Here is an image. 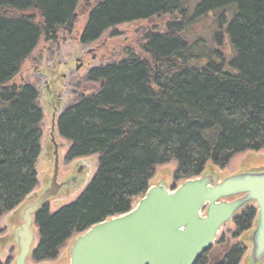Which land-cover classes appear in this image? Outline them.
I'll list each match as a JSON object with an SVG mask.
<instances>
[{"label": "trees", "instance_id": "16d2710c", "mask_svg": "<svg viewBox=\"0 0 264 264\" xmlns=\"http://www.w3.org/2000/svg\"><path fill=\"white\" fill-rule=\"evenodd\" d=\"M82 43L118 25L147 21L144 44L88 74L100 88L58 120L68 159L98 155L97 172L72 204L36 216L34 262L55 260L74 235L133 209L159 166L177 162L174 181L224 169L237 154L264 150V0H88ZM80 0H0V218L38 185L43 113L38 92L16 83L41 36L71 24ZM250 207L234 221L253 227ZM244 243L220 263L240 264ZM211 249L196 264L210 263ZM0 264L2 262L0 261Z\"/></svg>", "mask_w": 264, "mask_h": 264}, {"label": "rangeland", "instance_id": "374dc122", "mask_svg": "<svg viewBox=\"0 0 264 264\" xmlns=\"http://www.w3.org/2000/svg\"><path fill=\"white\" fill-rule=\"evenodd\" d=\"M79 8L71 24L66 25L53 37L41 36V39L31 56L23 63L16 77L18 84H30L38 92V105L42 110L41 123V153L36 170L38 185L30 196L17 208L0 218V261L2 264H15L19 253L16 228L22 224L21 215L25 207L37 201L50 187L55 171V156L53 136L59 146L58 182L69 180L76 182L65 186L56 197L47 202L49 211L54 214L63 207L74 203L90 185L98 168V155L68 159L70 143L63 139L58 131V120L61 115L81 96L92 95L100 88V83L88 79L90 71L105 67L124 59L129 53H139L144 44V33L153 24L138 21L118 25L108 29L98 40L89 44L82 43V35L88 24L91 11L96 6L94 1L80 0ZM177 162L159 166L150 187L157 184L169 185L175 188L181 182L174 181ZM206 170L215 173L219 180L244 172L264 171V150L246 152L234 156L226 168L207 165ZM149 187V188H150ZM142 196L133 202V209ZM254 224V223H253ZM254 226V225H253ZM35 240L28 264H68L70 249L79 235H74L59 250L55 260L43 263L34 262V253L39 245V229L33 224ZM16 230V231H15ZM236 226L231 222L223 227L210 252V263H220L226 255V250L238 243L250 244L252 230L235 238ZM240 264H264L254 262L251 253L244 255Z\"/></svg>", "mask_w": 264, "mask_h": 264}, {"label": "water", "instance_id": "95a60500", "mask_svg": "<svg viewBox=\"0 0 264 264\" xmlns=\"http://www.w3.org/2000/svg\"><path fill=\"white\" fill-rule=\"evenodd\" d=\"M54 138V176L40 198L23 210L22 224L16 228L19 253L15 264H28L37 214L63 187L76 182H58L59 146ZM251 204L257 207L251 256L259 263L264 260V171L222 180L206 172L175 189L165 184L151 186L130 212L79 235L68 264H196L214 246L223 227Z\"/></svg>", "mask_w": 264, "mask_h": 264}, {"label": "flooded vegetation", "instance_id": "af4514ba", "mask_svg": "<svg viewBox=\"0 0 264 264\" xmlns=\"http://www.w3.org/2000/svg\"><path fill=\"white\" fill-rule=\"evenodd\" d=\"M245 210H246V209H245ZM245 210H244V211H245ZM244 211H241V213H239V214L237 215V218H239V217L244 213ZM237 218H236V219H237ZM236 219H235V220H236ZM235 220H234V221H235Z\"/></svg>", "mask_w": 264, "mask_h": 264}]
</instances>
